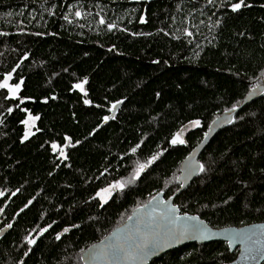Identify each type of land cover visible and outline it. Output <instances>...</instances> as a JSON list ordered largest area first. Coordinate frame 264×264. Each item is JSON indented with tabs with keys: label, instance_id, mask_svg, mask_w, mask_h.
<instances>
[{
	"label": "trees",
	"instance_id": "16d2710c",
	"mask_svg": "<svg viewBox=\"0 0 264 264\" xmlns=\"http://www.w3.org/2000/svg\"><path fill=\"white\" fill-rule=\"evenodd\" d=\"M237 3L0 0V84L21 82L14 98L0 87V264H85L137 208L179 192L211 123L264 83V0ZM84 78L89 103L74 87ZM29 113L38 118L24 139ZM201 164L175 196L181 212L217 228L264 222V94L215 134ZM118 182L102 204L97 193ZM238 252L191 243L150 264H226Z\"/></svg>",
	"mask_w": 264,
	"mask_h": 264
},
{
	"label": "water",
	"instance_id": "95a60500",
	"mask_svg": "<svg viewBox=\"0 0 264 264\" xmlns=\"http://www.w3.org/2000/svg\"><path fill=\"white\" fill-rule=\"evenodd\" d=\"M262 94L264 83L253 89L239 108L225 112L211 123L203 140L181 165L178 180L182 187L177 194L200 173L201 156L215 134L233 121L234 115L242 106ZM123 105L122 100L109 107L107 120L105 119L101 126L115 119ZM175 196L167 199L164 194L159 193L148 203L137 208L125 224L85 251L84 263L150 264L152 260L184 245L215 241L226 242L232 251L239 250L237 257L226 264L264 263V222L241 227H213L198 215L181 212L175 203ZM7 204L0 214V219ZM117 250L118 255H114Z\"/></svg>",
	"mask_w": 264,
	"mask_h": 264
},
{
	"label": "rangeland",
	"instance_id": "374dc122",
	"mask_svg": "<svg viewBox=\"0 0 264 264\" xmlns=\"http://www.w3.org/2000/svg\"><path fill=\"white\" fill-rule=\"evenodd\" d=\"M87 81H88V78H84V79H82L81 81L75 83V86H74V87H75L77 90H79L80 92H82V94H83L84 97H85V100L88 101V103H89L90 100H89V98L87 97V87H86V83H87ZM5 83L8 85V87H4V88L8 89L10 97H13V98H14V97H17V96L19 95V91H20V89H21V82H20V83H14V82H12V80H11V75H8V76L6 77V79H5L0 85H4ZM77 85H82V87H83V91H81L80 88L76 87ZM15 88H18V91L13 92L12 89H15ZM36 121H37V116H35V115L29 113V114H28V117H27V119H26V121H25L26 130H25V136H24V139H28V138H29V137L35 132L34 128H35V125H36ZM197 122H198V121H195L191 126H198L199 123L197 124ZM26 137H27V138H26ZM177 137H179V139L183 140V135H182V134H181V136H180L179 134H176V135L174 136L173 140H174V139H177ZM173 144H174V143H173ZM175 144H181V143L177 142V143H175ZM144 169H145V168H144ZM141 172H142V171H139V174H140ZM119 183H121V182L113 183V184H119ZM113 184H111V185H113ZM111 185H109V186H107V187L101 189V190L97 193V197L99 198V201H100L102 204L106 203V202H107V201L113 196L114 192H115L116 190H119V189H120V188H115V189H111V192H110V193L105 192L104 190H105V189H109V188H111Z\"/></svg>",
	"mask_w": 264,
	"mask_h": 264
},
{
	"label": "snow or ice",
	"instance_id": "6c2138e0",
	"mask_svg": "<svg viewBox=\"0 0 264 264\" xmlns=\"http://www.w3.org/2000/svg\"><path fill=\"white\" fill-rule=\"evenodd\" d=\"M209 2L211 3L212 0H209ZM241 6H246V5H244V0H240V3H237V4L233 5V10H234V11H235V10H238V9L241 8ZM77 15H79V13H77ZM101 23H103V21H101ZM188 35H192V33L189 32ZM0 87H8V85L5 83L4 85H0ZM76 87L80 88L81 91H83V87H82V85H77ZM12 91H13V92H16V91H18V88L12 89ZM254 91H255V90H254ZM87 102H88V101H86V103H87ZM113 107H115V106H113ZM37 118H38V117H37ZM105 119L107 120V117H105ZM198 123H199V122H197V124H198ZM26 138H27V137H26ZM177 142H179V143H183L184 141L181 140V139H179V137H177V139H174V140L172 141V143H174V144L177 143ZM56 147H57L56 145H53V148H56ZM133 151H135V149H133ZM145 167H146V165H140V167H139V171H143ZM138 174H139V173H137V176H138ZM123 187H124V184H123V183L113 184V185H111V188H109V189H105L104 191L110 193V192H111V189H115V188H120V189H122ZM9 227H11V225H9ZM45 231H46V229H45ZM29 243H35V241H34V240H30ZM114 255H118V250H117V252H114Z\"/></svg>",
	"mask_w": 264,
	"mask_h": 264
},
{
	"label": "flooded vegetation",
	"instance_id": "af4514ba",
	"mask_svg": "<svg viewBox=\"0 0 264 264\" xmlns=\"http://www.w3.org/2000/svg\"><path fill=\"white\" fill-rule=\"evenodd\" d=\"M3 219L1 220L0 219V234L2 233V231H3Z\"/></svg>",
	"mask_w": 264,
	"mask_h": 264
}]
</instances>
